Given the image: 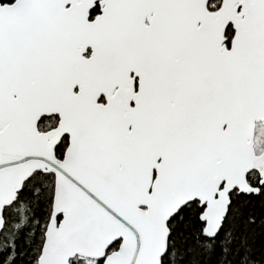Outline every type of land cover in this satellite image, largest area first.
<instances>
[{
    "label": "snow or ice",
    "instance_id": "obj_1",
    "mask_svg": "<svg viewBox=\"0 0 264 264\" xmlns=\"http://www.w3.org/2000/svg\"><path fill=\"white\" fill-rule=\"evenodd\" d=\"M0 264H264V0H0Z\"/></svg>",
    "mask_w": 264,
    "mask_h": 264
}]
</instances>
